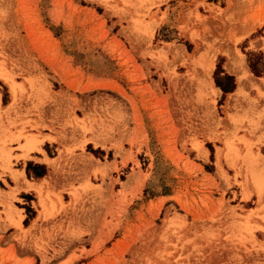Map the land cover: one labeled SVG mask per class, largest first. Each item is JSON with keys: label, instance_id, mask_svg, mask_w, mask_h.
Returning a JSON list of instances; mask_svg holds the SVG:
<instances>
[{"label": "rangeland", "instance_id": "1", "mask_svg": "<svg viewBox=\"0 0 264 264\" xmlns=\"http://www.w3.org/2000/svg\"><path fill=\"white\" fill-rule=\"evenodd\" d=\"M263 17L252 0H0V264H264V72L246 61ZM219 70L234 86L212 94ZM46 140L22 227L14 168Z\"/></svg>", "mask_w": 264, "mask_h": 264}, {"label": "crops", "instance_id": "2", "mask_svg": "<svg viewBox=\"0 0 264 264\" xmlns=\"http://www.w3.org/2000/svg\"><path fill=\"white\" fill-rule=\"evenodd\" d=\"M223 75L222 71H218L217 76ZM228 75V74H227ZM214 80V79H213ZM213 82V81H212ZM214 83V82H213ZM215 85V84H214ZM217 87V86H216ZM218 88V87H217ZM219 91H221L218 88ZM222 92V91H221ZM229 92V91H228ZM51 142L49 141H43L41 145L39 146L38 150L35 151V149L29 150L26 155H23V157H19L17 162L19 163L18 167H15L14 169L17 171V192L15 193L14 197L15 200L11 201V204L13 207H15L17 210L20 211V220L19 224L23 227V225H27L29 220L28 219V213L35 214V207L33 208L32 205H30L28 202L32 201V199L24 200L25 205L27 206L26 209L23 206H17L15 204L16 199L23 200L24 197L28 198V196L33 194L31 193V185L35 184V180H38L46 175V173L49 171V168L46 163V159L51 158L49 153H47L48 149L51 153ZM15 154H19V151H15ZM115 161H118V158H115ZM118 164H116V167ZM3 180L9 185L13 186V181L9 177L8 174H4ZM33 192V191H32ZM28 219V220H27ZM27 220V222H26Z\"/></svg>", "mask_w": 264, "mask_h": 264}, {"label": "trees", "instance_id": "3", "mask_svg": "<svg viewBox=\"0 0 264 264\" xmlns=\"http://www.w3.org/2000/svg\"><path fill=\"white\" fill-rule=\"evenodd\" d=\"M264 28V25L262 26ZM247 66L254 75H259L264 72V58L260 53L249 52L247 53ZM214 84L217 86L222 93L231 91L234 83L233 78L230 75L223 74L221 76H215Z\"/></svg>", "mask_w": 264, "mask_h": 264}, {"label": "bare ground", "instance_id": "4", "mask_svg": "<svg viewBox=\"0 0 264 264\" xmlns=\"http://www.w3.org/2000/svg\"><path fill=\"white\" fill-rule=\"evenodd\" d=\"M257 1H263L264 2V0H252V2L253 3H256ZM262 21H264V17L263 18H261V19H259V20H257L256 22H258V23H260V22H262ZM255 22V23H256ZM238 64V63H237ZM240 64V63H239ZM242 64V63H241ZM241 64H240V66H241ZM243 65V64H242ZM235 66H237V65H235ZM211 68H212V60H210V59H206L205 61H204V66H203V71H204V73L206 74V75H208L209 74V72L211 71ZM234 68V67H233ZM235 71V70H234ZM235 73H236V76H237V82H238V85H240L239 86V89L241 88V85H244L245 83H248L250 80V75L248 74V71H247V69L245 68V66L244 67H237L236 68V71H235ZM206 85H207V91L208 92H210V93H216L217 92V88L216 87H214L213 85H212V83H211V79L209 80V82H207L206 83ZM205 85V86H206ZM238 89V90H239ZM237 90V89H236ZM235 96V95H234ZM259 158H262V157H259ZM39 189V188H38Z\"/></svg>", "mask_w": 264, "mask_h": 264}]
</instances>
